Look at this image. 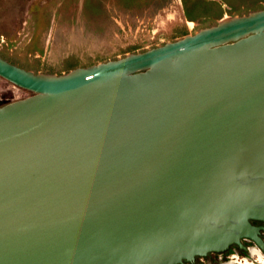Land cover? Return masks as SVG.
Masks as SVG:
<instances>
[{
  "label": "water",
  "instance_id": "water-1",
  "mask_svg": "<svg viewBox=\"0 0 264 264\" xmlns=\"http://www.w3.org/2000/svg\"><path fill=\"white\" fill-rule=\"evenodd\" d=\"M0 76L30 91L0 102V264H178L264 236V6L61 73L0 55Z\"/></svg>",
  "mask_w": 264,
  "mask_h": 264
},
{
  "label": "rangeland",
  "instance_id": "rangeland-1",
  "mask_svg": "<svg viewBox=\"0 0 264 264\" xmlns=\"http://www.w3.org/2000/svg\"><path fill=\"white\" fill-rule=\"evenodd\" d=\"M263 6L264 0H221L187 18L181 0H0V55L33 71L61 73ZM29 93L0 76V97Z\"/></svg>",
  "mask_w": 264,
  "mask_h": 264
},
{
  "label": "flooded vegetation",
  "instance_id": "flooded-vegetation-1",
  "mask_svg": "<svg viewBox=\"0 0 264 264\" xmlns=\"http://www.w3.org/2000/svg\"><path fill=\"white\" fill-rule=\"evenodd\" d=\"M221 0H181L182 12L185 17L191 18L193 11L197 8L205 10L209 5L220 6ZM10 97L1 95L0 101L9 100ZM255 220L253 225H262L264 220L260 218H250ZM249 220L250 223L252 221ZM258 227L257 232L264 234V228ZM240 244L231 243L226 248L215 251L210 250L202 255H196L190 261H184L178 264H257V256H264V236L248 237L242 236L239 239Z\"/></svg>",
  "mask_w": 264,
  "mask_h": 264
},
{
  "label": "clouds",
  "instance_id": "clouds-1",
  "mask_svg": "<svg viewBox=\"0 0 264 264\" xmlns=\"http://www.w3.org/2000/svg\"><path fill=\"white\" fill-rule=\"evenodd\" d=\"M257 264H264V256L261 255L257 256Z\"/></svg>",
  "mask_w": 264,
  "mask_h": 264
}]
</instances>
